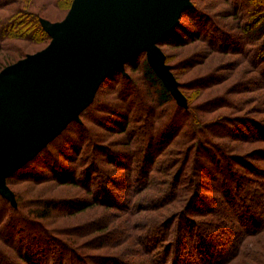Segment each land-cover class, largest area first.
<instances>
[{
    "label": "trees",
    "instance_id": "16d2710c",
    "mask_svg": "<svg viewBox=\"0 0 264 264\" xmlns=\"http://www.w3.org/2000/svg\"><path fill=\"white\" fill-rule=\"evenodd\" d=\"M34 1L31 0L30 3L29 0H0V71L23 59L26 55L41 51L48 45L50 39L41 28L39 19L51 23L59 21L51 20L49 13H45V10H47L46 5L57 6L59 9L61 7V5H58L59 3L62 5L67 3L68 12L72 2V0H57V4L56 1L46 0L42 7L36 10L28 6L29 3L30 5L34 4ZM197 1L200 0H191L193 8L182 13L179 25L159 44L165 55L166 64L171 67V72L179 84L180 92L184 93V86L178 81L174 66L168 63V56L163 48L183 47L189 43L199 41L205 43L213 52L240 56L254 70V73L262 77V88L264 89V42L260 44L261 39H264V0H256L259 3H256L255 0H224L232 6V18L238 23L233 30H228L226 24L221 25L220 22L203 13L196 4ZM206 27L208 33L205 34ZM236 30L240 34H237L239 35L238 39L237 36L231 33ZM12 40L30 42L35 46L40 45L41 48L33 53H19V48L9 42ZM140 58H144L142 63ZM186 64L190 63L186 62ZM138 66L141 67L145 82L153 87L157 94L156 101L152 106H146L144 100H142L144 108L138 112L139 115L132 116V114H135L132 109L134 100L133 102L129 100L131 99L129 96L132 94L133 79L128 77L127 74L123 76L120 73H114L100 85L92 104L80 114V123L71 122L32 161L7 178L6 185L14 193L16 208H13L8 201L0 196V264H72L74 257L78 258L73 250H69L68 255L71 261L63 263L65 257L62 249H65V247L61 246L59 240L57 241V233L53 234L46 230L42 225V221L51 218V210L58 204H69L68 208L66 207L67 211L82 209L88 204H85L84 200L68 199L57 202L43 198L33 200L34 206H31L30 210H25V200H21L13 190V185L18 183L26 182L31 185H41L52 180L60 186H81L88 195H91L93 205L109 209H124L128 215L136 214L137 211L155 212L163 210L169 204L181 200L178 195L177 183L184 172L187 171L186 166L189 162H192L191 171L202 168L199 155H202V150H206L203 144L205 145L207 142L196 139V136L198 137L199 132H204L202 127L211 128V125H201L197 117L192 116L193 113H191L192 109L188 100L186 109L180 108L176 104L161 80L148 66L145 54H141L126 63L125 72L127 69L136 71ZM214 77L211 75L206 79L199 80L198 83L203 86L207 82L216 79ZM117 78L121 79V83ZM113 93L117 94V103L110 102L112 101L110 96ZM137 93L141 96L139 90ZM169 103H174L175 111L168 119L169 121H166L167 124L164 122L161 126H158V123L163 121V116H160L157 111ZM217 104L218 100L210 102L211 106ZM230 106V104L227 105V107ZM232 120L234 119L230 120L228 117H223L219 120V123H215L216 127L220 126L221 132L219 134L230 135L231 138L244 142L260 141L264 143V123L252 121L249 126L250 129L247 128L246 132L237 131L239 134H234L226 132L224 126L229 125ZM177 121L182 123L176 124ZM86 123L95 124L108 132L126 135L129 145H132V147L138 145L139 148L137 150V147H135L133 149L134 153L132 149L129 153L122 152L121 156L115 159L112 156L115 157L117 152H112L109 148L99 144V138L95 140L94 135L88 133ZM198 123H200L201 128ZM109 125L114 128H109ZM185 127L190 133L194 134L191 141H197V144L194 145L195 151L193 149L187 150L186 154L183 155L186 156L184 161L177 166L173 176L172 171H174L177 162L175 165L169 164L166 177L169 175L172 177L170 176L171 179L168 184L162 183V189L163 185H166L167 188L163 189L161 196L155 198L157 202L152 203L151 201L148 206L138 204L132 210L128 201H131V198L133 200L134 195H139L143 191L152 188V185L148 182L151 170L147 172L146 167L152 168L156 159L166 151L165 148L172 144L169 138ZM197 127L199 128L197 129ZM70 132H72L71 136ZM86 144L90 150L88 152H91L89 156L91 155L94 158L93 151H99L105 155L107 162L117 169H124L126 172H122L123 174L120 175L118 173L111 174L102 169L91 157H89L90 159L85 158L86 161H83L82 149ZM216 150V157L213 155L211 157L217 163V169L213 174L216 182L219 181L220 176L223 178L219 190L224 198L222 202L223 209L232 214L231 218L228 217L230 219L218 221L215 210L210 209L208 213L212 214V218L215 217L216 222L203 227L188 219V216H185L186 211H184L182 212L183 221L179 222L172 236L169 233L160 231L163 229H160L162 224L151 226L147 231L144 230L142 236L137 237V239L143 252L148 255L149 261H152L153 264H227L241 255H244V258L251 264H264V252H261L256 246L262 240H254L260 237L261 234V237L264 235V180L256 181L254 178L258 176L264 179V169L251 166L244 157H229L221 148H216ZM141 151L143 155L140 161L145 165L139 166L138 169L137 166L136 168L132 165L123 166L120 164L121 162L117 161L118 159L120 161H132ZM257 153L261 161L264 162V149L258 150ZM222 160L226 162H222ZM84 162H88V168L80 170ZM235 165L244 166L251 174L249 173L248 176L239 174ZM136 170L137 172H135ZM231 171L236 176H233ZM78 173H80L79 176ZM92 174H95L94 179L97 181L95 190H91L89 181ZM132 179H134L135 184L131 190ZM239 180L245 182L244 186L240 185ZM191 184H193L194 189H197V183L191 181ZM232 186L235 188H232ZM124 187L130 189V198H122L118 193L119 189ZM235 190L236 193H234ZM197 198L198 193L194 192L185 209L194 210V202ZM70 201L73 202V206L70 205ZM170 221H172V218L167 221V225ZM164 241L169 244L163 250H160L161 243ZM169 254H171L170 258ZM108 261H112L114 264H126L116 257H110Z\"/></svg>",
    "mask_w": 264,
    "mask_h": 264
},
{
    "label": "rangeland",
    "instance_id": "374dc122",
    "mask_svg": "<svg viewBox=\"0 0 264 264\" xmlns=\"http://www.w3.org/2000/svg\"><path fill=\"white\" fill-rule=\"evenodd\" d=\"M35 1L34 4L30 5L31 0H29L30 3L28 6L29 8L39 10L46 0ZM52 1H56L58 4L57 0ZM256 3L259 2L256 1ZM196 4L203 13L208 15V17H212L217 22H220L221 25L226 24L228 30H233L237 27L238 23L232 18L233 9L229 2H224V0H200L197 1ZM58 5H61L59 9L57 6L53 7V5H46L47 10H45V13H49V17L53 21L64 19L67 12V3L64 5L59 3ZM204 33H208L207 27ZM231 33L237 36L236 38L238 39L240 34L237 30ZM27 36L31 37L29 34H27ZM263 40L264 39H261L260 44L264 42ZM9 42L19 48V53L23 52L24 54L26 52L33 53L41 48L40 45L35 46L30 44V42H23L22 40H12ZM163 51L168 56V63L174 66L178 81L184 86L183 94L192 109V116H196L198 121L201 122V125H211V128L202 127L204 132H199L198 137L196 136V139L207 142V144H203L206 150H202V155H199L202 168L191 171L192 162L187 164V171L184 172L177 183L178 195L181 197V200L169 204L163 210H157L155 212L137 211L136 214L134 213L133 215H128L124 209H109L93 205L91 202V195H88L86 190L81 186H60L52 180L41 185H31L26 182L13 185V190L18 194L20 199L25 200V210H30V207L34 206L33 200H40L43 198L55 200L57 202H59V200L64 201L68 199L77 201L84 200L85 204L90 205H86L88 207L84 206L82 209L67 211L66 207L68 208L69 204H58L51 210V218L42 221V225L46 230L53 234L55 232L57 233V241L59 240L61 246L63 245L62 247H65V249H62L64 250L63 255L65 257L63 263H68L69 260L71 261L68 251L73 250L78 258L74 257L72 264H110L112 262L108 261L110 257H116L126 264H153L152 261H149L148 255L143 252L137 239V237L142 236L144 230L147 231L151 226H159L162 224L160 229H163L160 231L167 234L169 233V235L172 236L179 222L181 220L183 221L184 216L182 212L184 211H186L185 216H188V219L193 220L203 227L216 222L215 217L212 218V214L210 215V213H208L210 209L215 210L214 212L218 221L230 219L232 214L223 209L224 206L222 202L224 198L219 190L223 178L220 176L219 181L216 182L215 175L213 174L217 169V163L214 162V158L211 157L212 155L216 157V148H221L229 157H244L251 166L264 169V162L261 161L257 153L258 150L264 149L263 142H244L235 140L231 138L230 135L225 136L224 134H219L221 132L220 126L216 127L215 124L217 122L219 123V120L223 117H228L230 120L234 119L230 121L231 123L229 125L224 126L226 127V132L239 134L238 132H246L247 128L250 129L249 126L252 121H261L264 123V89L262 88V77L254 73V70L237 54L213 52L205 43L200 41L189 43L183 47H164ZM143 60L144 58H140L141 63ZM186 62L190 64H186ZM139 66L136 71H131L130 69L126 70L127 76L133 79L131 88L132 94L129 96L131 98L129 100L132 102L134 100L132 108L135 113L132 114L134 117L140 114L138 112L142 111L144 104L146 106H152L157 98L155 89L145 82L141 67ZM211 75L215 76L214 78L216 79L207 82L203 86L198 83L199 80L206 79ZM118 81L121 83V79H118ZM138 90L141 92V96L137 93ZM110 98L112 100L110 102L117 103V94H111ZM142 100H144V104ZM216 100H218V104L211 106L210 102ZM173 104L174 103H169L157 111L160 116H163V121L159 122L158 126H161L173 115L175 111ZM228 104L231 106L227 107ZM167 122L165 124H167ZM179 123L177 121L176 124ZM86 125L88 133H92L95 140L99 138V144L109 148L112 152H117L115 157L112 156L115 159H117L116 157L118 156L120 157L122 152L129 153L131 149L133 150L137 147L138 150L139 148L138 145L134 147L129 145L126 135L105 131L103 128L92 123H86ZM109 126V128H114L112 125ZM198 126L201 128L200 123H198ZM199 127H197V129ZM223 132L225 131L223 130ZM71 135L72 132H70V136ZM193 137L194 134L190 133L185 127L180 130V132H177V134H173L170 137L171 139L169 138L172 144L165 148L166 151L156 159L152 168L146 167L148 170L147 172L151 170L148 182L152 185V188L143 191L139 195H134L133 200L131 198V201H128L132 210L138 204L140 206H148L151 204V201L152 203L157 202L155 198L161 196L163 189L167 188L166 185H163L162 189V183L168 184L170 182L171 177L177 170V166L184 161L186 156L183 155L186 154L187 150L193 149V151H195L194 145L197 144V141H191ZM82 150L83 161H86L85 158L90 159L89 157H91V155L89 156V154L91 152H88L89 149L87 144ZM92 155L94 158H91L95 160L102 169L111 174L118 173V175H120L123 174L122 172H126L124 169H117L114 165L107 162L105 155L101 152L93 151ZM142 155L143 152L141 151L132 161H120L119 159L117 161L121 162L120 164L123 166L132 165L135 168L137 166L138 169L139 166L145 165V163L140 161ZM176 162L177 164L173 169L174 171H172V176L169 175L166 177L167 167H169L170 163L175 165ZM222 162L226 161L222 160ZM87 164L88 162H84L80 170L88 168ZM235 166L239 174L241 173L244 176L249 175L250 172L247 171L244 166ZM135 172H137V170ZM79 174L80 173H78V176ZM234 175L236 176V174H233V176ZM94 176L95 174H92L89 177L91 190H95L97 187V181L94 179ZM254 178L256 181L264 180L258 176ZM133 180L134 179H132L130 186L131 190L135 184ZM241 180H239L241 182L240 185L244 186L245 182ZM191 181L192 183L195 182L198 184L197 189H194ZM242 186L240 187L241 189ZM233 187L234 186H232V188ZM254 187L256 188V186ZM258 188L262 190V188ZM194 192L198 193V198L194 202L195 209L191 211L185 208L187 207L189 199L193 197ZM236 192L235 190L234 193ZM118 193L122 198H130L131 192L130 189L124 187L120 188ZM71 202L72 201H70V205L73 206V202L72 204ZM171 218L172 221L167 225V221ZM260 237L254 240H262V242H260L259 245L256 244V246H258L257 249L264 252V235ZM167 244L169 243H166V241L162 242V246H160L159 249L163 250ZM170 255L171 254H169V258ZM249 263L250 262L244 258V255H241L236 260L227 264ZM111 264L114 263L112 262Z\"/></svg>",
    "mask_w": 264,
    "mask_h": 264
},
{
    "label": "water",
    "instance_id": "95a60500",
    "mask_svg": "<svg viewBox=\"0 0 264 264\" xmlns=\"http://www.w3.org/2000/svg\"><path fill=\"white\" fill-rule=\"evenodd\" d=\"M191 0H72L62 21L39 19L50 41L0 71V196L16 208L6 180L89 107L112 74L145 54L176 104L187 108L159 44L192 9Z\"/></svg>",
    "mask_w": 264,
    "mask_h": 264
}]
</instances>
